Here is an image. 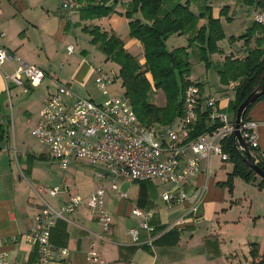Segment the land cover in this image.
<instances>
[{
  "label": "crops",
  "instance_id": "0c3cea01",
  "mask_svg": "<svg viewBox=\"0 0 264 264\" xmlns=\"http://www.w3.org/2000/svg\"><path fill=\"white\" fill-rule=\"evenodd\" d=\"M61 1L0 0V47L44 73L38 87L27 84L12 86L29 94L40 89L36 109L24 111L25 125L31 130L41 100L55 92L56 82L95 104H101L106 99L95 85L97 70L103 71L101 66L96 65L98 54L100 57L102 51L99 45L90 43L91 37L83 31V27L96 26L101 31L114 33L122 40L126 50L130 44L141 48L139 42L129 37L128 21L124 17L125 6L130 0H113L116 2L115 14L85 22L79 20L76 11L63 8ZM207 1L181 0V3L187 2L196 15L203 7H210L212 17L221 20L222 4L219 3V9H214L211 5L213 0ZM231 3L227 5L229 11L233 10ZM246 8L249 12L244 14V18L249 22L245 30L252 23V15L256 11ZM227 17L233 20L229 12ZM134 18L141 17L137 14ZM204 24L206 19L198 21V27ZM182 36L187 41V36ZM239 44L240 48H232L229 44L227 51H223V55L213 62H220L229 54L243 58L246 48L242 41ZM68 46L73 47L70 55L66 50ZM186 46H173L170 50ZM14 67V62L5 63L3 69L12 74ZM54 70H59V74ZM113 85L109 89L110 96H113ZM201 86L202 98H215L218 110L226 112L234 98L233 89L221 86L220 93L215 94L206 92ZM4 91L0 77V97ZM247 116L259 124L257 143L259 151L264 154V98L250 108ZM26 118H31V122L27 123ZM20 144V175L7 161L9 150L0 152V239L4 242L0 252L5 253L12 264H34L36 260L35 247L22 236L32 230L34 217L39 212V201L32 191V187L37 185L70 186L69 194H60L55 198L43 196L55 208L65 205L69 195H78L83 199L72 213L66 215V220L57 221L52 228V245L67 250L66 256L55 252L53 264H252V246L258 248L260 256L264 255V188L257 187L258 181L246 183L251 187L248 193L239 194L236 185L240 184L236 183L240 178L233 179L231 193L219 186L232 171L230 162L222 163L217 157L200 162L197 176L190 184L182 185L188 200L182 204H166L161 198L172 188L171 184L121 180L117 183L118 192H115L104 168L75 158L65 169H61L59 163L50 157L48 146L39 144L35 139L30 147ZM203 186L201 201L195 211L189 212L194 205V191ZM98 189L104 190V209L111 219L107 231L102 229L86 205L88 197ZM119 193L125 196L121 197ZM133 209L152 213V232L139 227L140 219L132 215ZM131 229L137 230L135 241L128 234ZM91 253L96 254L99 262L89 260Z\"/></svg>",
  "mask_w": 264,
  "mask_h": 264
},
{
  "label": "built area",
  "instance_id": "2783aa9c",
  "mask_svg": "<svg viewBox=\"0 0 264 264\" xmlns=\"http://www.w3.org/2000/svg\"><path fill=\"white\" fill-rule=\"evenodd\" d=\"M63 8L75 10V0H62ZM252 22L264 28V11L256 10ZM67 54L73 53V47L66 48ZM15 63L12 74H7L5 63ZM0 77L4 89L9 94V86H40L44 73L34 65L26 63L14 53L0 47ZM115 78L106 72L97 70L95 85L106 99L101 104L77 96L66 85L56 82V90L41 100V107L32 127V137L42 145L49 147L50 157L65 169L72 159L87 160L92 166L104 168L111 178V188L118 192L117 183L121 180L134 182L157 181L171 184L172 188L164 192L162 201L166 204H182L188 200L183 184H190L197 176L199 163L217 157L222 163L229 162V156L223 152L222 142L233 137L234 118L226 111L218 110L213 97L202 98L199 88L191 84L184 91V114L171 125H143L136 117L129 101L123 96H110L109 89ZM202 100V101H201ZM201 103L210 111V131L195 135L197 110ZM31 122V118L26 120ZM253 120L242 122L240 127L243 141L252 152L257 163L264 154L258 149L257 128ZM16 159V157H15ZM70 186L32 187L39 201V212L34 217V227L22 237L35 247L34 264H53V255L58 252L67 255L65 248H56L50 241V232L59 220H66L83 201L78 196L69 195L65 205L55 208L47 203L43 196L55 198L60 194H69ZM205 187L197 188L193 195L196 209L201 201ZM125 196V194L119 193ZM104 190L98 189L86 200L87 207L107 231L111 219L104 209ZM132 215L140 219L139 227L152 232L151 212L133 209ZM172 227V226H170ZM135 241L137 230H128ZM0 239V247L3 245ZM91 262H99L95 253L89 256ZM0 264H12L5 253L0 252ZM18 264V263H16ZM26 264V263H19Z\"/></svg>",
  "mask_w": 264,
  "mask_h": 264
},
{
  "label": "trees",
  "instance_id": "16d2710c",
  "mask_svg": "<svg viewBox=\"0 0 264 264\" xmlns=\"http://www.w3.org/2000/svg\"><path fill=\"white\" fill-rule=\"evenodd\" d=\"M75 1L77 7L72 11L77 12L81 22L115 14L116 2L113 0ZM238 1L254 10L264 11V0ZM228 9L227 6L222 7L219 16L230 20L227 17ZM137 14L141 18H134ZM124 17L128 21L129 37L139 42L143 49V63H139L124 48L122 40L114 33L101 31L96 26H85L83 31L91 37L90 43L99 45L106 62L118 65L117 77L123 88V96L129 101L137 119L145 126L171 125L184 114L183 95L186 88L194 84L199 90L202 89L200 83L189 79L191 54L205 68L214 70L221 86L233 89L234 98L227 109L232 118H235L237 108L247 96L264 83V28L253 22L242 35L237 38L231 36L227 40L230 45L235 41H242L246 48L245 56L237 58L229 54L220 62L214 63L211 56L223 55L219 43L225 36L220 19L212 17L210 7H203L196 15L189 4H183L181 0H130L125 6ZM203 18L206 19V24L198 27V21ZM172 35L187 36V46L167 50L165 42ZM155 91H161L164 95L165 103L161 107L150 101V95ZM263 98L264 95L247 108L243 121L249 120L247 114L250 108ZM209 113L205 106L202 109L201 103L197 110L195 135L211 130ZM2 114L0 97V152L8 138L9 126L8 118L4 122ZM222 149L229 156L232 171L219 186L227 188L231 193L233 179L238 177L245 183L258 181L257 187L264 188V180L259 179L244 162L233 137L222 142ZM247 149L252 154L253 151ZM258 159L257 166L264 171V157ZM250 255L252 264H264V255L258 254L256 246H252Z\"/></svg>",
  "mask_w": 264,
  "mask_h": 264
},
{
  "label": "rangeland",
  "instance_id": "374dc122",
  "mask_svg": "<svg viewBox=\"0 0 264 264\" xmlns=\"http://www.w3.org/2000/svg\"><path fill=\"white\" fill-rule=\"evenodd\" d=\"M210 1V0H209ZM207 1V3H209ZM232 2V3H231ZM238 0H213V6L214 9H219L220 6L219 3H221V7L229 5V3L232 4V9L229 11V15L232 16L233 20H226V17H221V25L223 27L224 32V40L219 43V47L223 49V51H227L229 48V43L227 42L228 38L231 36L238 37L239 35H242L245 31V27L248 25V20H246L244 17V14L248 13L247 6L237 3ZM215 3V4H214ZM220 7V9H221ZM164 9V8H163ZM236 10V12H234ZM231 13V14H230ZM244 22V24H243ZM187 45L188 41L181 36H172L165 42V47L167 50L170 51L173 46H182ZM254 44H252L253 47ZM232 48H240L241 45L239 44V41H235L231 44ZM128 52L139 62L141 63L143 60V49L142 47H137V45L130 44L129 47H127ZM219 55H215L212 61H215L216 59H219ZM100 59V62L98 61ZM93 60L91 59V62ZM97 63L96 65L101 66L103 69V72H106L111 78L114 79V85H113V96H120L123 93V88L121 86L120 80L118 79V65L114 62H106L105 57L102 53H100V57L98 54V59H96ZM190 62H191V71H190V77L189 79L192 80L195 83H200L205 87L206 92L219 94L221 91V85L219 84L218 77L214 70L212 68H205L203 63L198 62L195 57L191 54L190 55ZM94 63V62H93ZM95 65V64H94ZM54 72L58 75L59 70H54ZM56 75V77H58ZM116 76V77H115ZM9 94L6 93V91L3 92L1 95L2 99V106H3V113L6 116H3V121L9 120V126H8V138L7 142L5 140L3 144L2 151L8 152L9 158L7 161L11 164V166L15 169V172H17L18 175L21 174L20 168H19V158H20V151L22 150V146L20 143L27 144L28 147L34 143V139L32 138V135L30 134V127L25 125V118H24V111H33L37 107L38 99L37 96L40 93V89L36 90L32 93H27L26 91L21 92L18 89L12 88V86H9ZM207 96V95H206ZM150 101L155 104L156 106H163L165 103L164 95L161 91H155L150 95ZM7 105V108L5 107ZM34 105V107H33ZM27 119V118H26ZM16 157V159H15ZM230 165L228 166V168ZM238 178V177H236ZM240 185H236V191L239 194H247L251 187L241 181L240 179H237V183ZM44 185V184H42Z\"/></svg>",
  "mask_w": 264,
  "mask_h": 264
},
{
  "label": "water",
  "instance_id": "95a60500",
  "mask_svg": "<svg viewBox=\"0 0 264 264\" xmlns=\"http://www.w3.org/2000/svg\"><path fill=\"white\" fill-rule=\"evenodd\" d=\"M264 95V83L258 86L255 90H253L247 98L243 101V103L237 108L234 122H235V132L233 134V139L237 146V151L239 152L240 156L243 158L244 162L250 167V169L256 174V176L264 180V171L261 170L257 163L253 160L249 150L247 149L242 135L240 131V127L243 122L244 114L247 108L253 104L259 97Z\"/></svg>",
  "mask_w": 264,
  "mask_h": 264
}]
</instances>
